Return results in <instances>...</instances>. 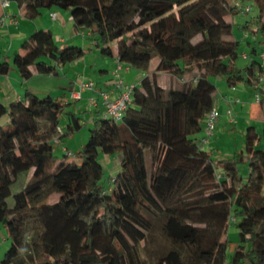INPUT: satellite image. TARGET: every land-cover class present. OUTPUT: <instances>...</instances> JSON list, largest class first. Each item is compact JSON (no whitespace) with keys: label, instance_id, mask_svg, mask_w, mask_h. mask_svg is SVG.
<instances>
[{"label":"trees","instance_id":"1","mask_svg":"<svg viewBox=\"0 0 264 264\" xmlns=\"http://www.w3.org/2000/svg\"><path fill=\"white\" fill-rule=\"evenodd\" d=\"M7 1L27 19L50 8L68 11L101 55L144 76L121 120L93 119L87 142L73 153L64 150L61 160L53 144L82 128L80 117L68 112L61 132L67 104L27 91L0 103V119H8L0 125V203L18 174L31 172L13 207L0 206L11 241L0 264H264V126L260 133L248 126L243 150L216 162L195 137L216 106L212 78L264 94V59L258 70L236 67L239 41L227 21L245 14L243 28L264 43V0ZM236 2L250 11L241 13ZM251 53H258L255 46ZM80 56L76 47L58 46L49 30H36L11 62L0 56V78L11 67L24 80L56 75ZM161 74L172 77V86L158 83ZM100 153L121 154L107 188L100 183ZM243 163L245 176L238 169ZM53 194L58 198L50 204ZM230 219L238 242L228 256ZM155 229L167 243L149 259L141 243Z\"/></svg>","mask_w":264,"mask_h":264},{"label":"crops","instance_id":"2","mask_svg":"<svg viewBox=\"0 0 264 264\" xmlns=\"http://www.w3.org/2000/svg\"><path fill=\"white\" fill-rule=\"evenodd\" d=\"M67 12L68 11L62 12L58 8H50L49 10L42 11L35 19H27L23 16L21 8H19L16 4L10 3L8 7L3 8L0 0V18H5L6 20V24L0 28V31H3L5 36L9 38L10 44V48L8 46L9 49H7L8 52L6 55L17 52L19 47L16 48L15 45H17L18 41L20 40L22 43V41L28 38L32 32L40 29L49 30L53 34L54 40L58 46L76 47L81 51V56L77 61L57 68L56 75L54 76L58 79L61 78L58 74V71L60 70L63 74L62 78L67 83L57 86V90L55 92L49 90L48 87L41 84V80L45 81L48 75L35 74L31 78L24 80L18 75L17 71L11 67L8 74L0 78V103L7 106L14 101L22 99L24 97V93L27 91L28 93L37 94L43 98H55V101H61L62 103L67 104L68 108L65 109V114L68 112L75 115L79 114L82 117V119L80 118V121H82L81 123L89 124L93 122V119L99 118L102 111V99L99 92L102 91L107 93L109 99L114 100L122 90L116 85L118 79L122 80L124 85H136L139 83L144 74H142V71L138 69L131 68L126 64L120 63L123 69L120 71L118 77L114 76L113 71L118 65V60L115 57L109 58L101 55L99 48L96 47V44L89 35V32L75 26L71 18L67 17ZM51 14H55V17L52 18ZM20 18L22 20H20ZM238 18L243 19V17ZM248 19L249 18H244L239 25L243 27L245 25L244 23L248 22ZM13 43L15 44L14 49ZM164 76H168L169 80H172L170 75L161 74L158 78L159 84L161 83L160 77ZM87 81L95 83V90L83 93L81 99L79 100L71 99L69 97L71 89H73L77 83ZM216 88L217 91L214 101L219 113L218 118L220 115L222 116L225 114L224 116L227 124L233 126V128H235L234 124L236 123V118L238 119L237 125L239 123L243 125L245 121L248 123L251 118L253 120H261L264 122V94H260L259 99L256 101V99H254L256 91L253 89H249L247 91L246 89H237V87L229 88L225 85V83L220 86L218 85ZM59 92L62 93V100H59L57 94H55V97L52 98L54 93ZM90 97L95 99V106L90 104ZM247 108L248 110L245 111ZM228 110L232 111L231 113H235L236 115V118L233 117V122H231L227 117ZM241 112L243 113L242 115ZM66 122L67 119L62 122L64 127L66 126ZM248 125H253V123L250 122ZM216 126L214 129H216ZM223 131L226 132V130ZM220 139L221 136L218 133L217 136L214 137V140H209L207 144L209 147L208 151L214 145H218ZM59 142L60 140L56 141V143ZM64 150L71 152V150L62 147L61 151ZM222 155L223 156H221V158L225 159L231 154L227 151Z\"/></svg>","mask_w":264,"mask_h":264},{"label":"rangeland","instance_id":"3","mask_svg":"<svg viewBox=\"0 0 264 264\" xmlns=\"http://www.w3.org/2000/svg\"><path fill=\"white\" fill-rule=\"evenodd\" d=\"M60 11L64 12L65 10L60 9ZM244 15L245 14H242V16H244ZM67 17H70L69 12H67ZM232 19H233L232 17H227V21H229V22L234 21L235 25L233 28V38L239 41L238 56L236 59V67L237 68H244L245 66L252 64V66L255 68V70H258V64L259 63L261 64V62H262L260 55L262 53H264V43L260 42L261 37H253V35L249 31L245 30L242 26L239 25L240 22H242V20L244 18L243 19L242 18H235L233 20ZM20 20H22V19L20 18ZM249 42H252L253 43L252 46L256 47L257 52H258L257 54L251 53L252 46H251V44L249 45ZM14 45L15 44L13 43V49L15 46H16V48L19 47L21 45L20 40L18 41L17 45H15V46ZM8 46L10 48L9 38L5 36V33L3 31H0V56H7V61L11 62L13 53H9L8 55H6L8 52L7 49H9ZM243 55H247V58L243 57ZM45 61L48 64H54V60L52 57H46ZM157 61H158L157 58H153L150 61L149 69H148L149 72L153 71V68L157 64ZM59 69H62V68H59ZM58 74L61 78L58 79L54 75L53 76L48 75L46 77L45 81L41 80V82H42L41 84L48 87L49 90H52L53 92H55L57 90V86H61L62 84L67 83L62 78L63 74L60 70L58 71ZM142 74H143V72H142ZM160 79H161L160 84L162 86H165V87H169L170 85L172 86V82L169 80L168 76L160 77ZM173 80H175V78H173ZM212 81L214 82L216 87L218 85L220 86V85H223L225 83V81H223V79L221 77H214V78H212ZM225 85H226V83H225ZM236 87H237V89H240V90H242V89H246L247 91L249 90V88L243 87L242 85H237ZM55 94H57V96L59 97V100L63 99L61 92L54 93L52 95V98L55 97ZM256 94H254V99H256L255 98ZM53 100H55V98ZM256 101H257V99H256ZM67 108L68 107H66V109ZM246 110H248V108L245 109V111ZM242 114L243 113L241 112V115ZM224 115H222V116L220 115V117L216 119V122H215L217 124V126L215 124L216 129L213 130V134L209 137V140H214V137H216L217 134L219 133V135L221 136V139L218 142V145H214L213 147H211V149L209 151H208V149H209L208 145L205 146V149L210 153L211 159L214 162H216L218 160H222V158H221V156H223L222 154H224L227 151H229V154H232L233 152L243 150V147H244V144H243V142H244V131L246 130V128L248 126H250V125H248V124H250V122L253 123V126L256 128V131L258 133H260L262 131V126H264V122H262L261 120H253L252 118L249 119L248 123H246V121H245L243 123V125L241 123H239L237 125L238 119L236 118V115L234 113V114H232V117L236 118L235 119L236 123L234 124L235 128H233V126L227 124V121L225 120L226 118ZM77 116L82 119L81 115L78 114ZM66 119H67L66 114L63 113V115L60 118V122H59V127L61 128L62 133L66 131V128H65L66 126L64 127L63 123H62ZM7 121H8L7 117H3L2 119H0V125H4L5 122H7ZM218 121H219V123H218ZM93 127H94L93 123H89V124L84 123L82 125V128L78 132H75L74 134H71L67 137H63L59 143H54L53 144L54 145V155L59 160H61L62 158H65L63 151H61L62 147L71 150L72 153L79 150L81 148V146L87 142L88 136H89V129H91ZM223 130H226V132H224ZM198 136L200 138L205 136L203 129L200 133L195 135V137H198ZM98 158H99V162L101 163V165L103 167V177H102L100 183L102 184V186L104 188H107L111 185L112 178L115 177V175L117 174V172L120 168L121 154H115L113 156H107L106 157V155L100 153ZM72 159H73V156L67 158V160H69V161ZM238 169L243 176H245L247 174V164L243 163V164L238 165ZM30 177H31V172H22V173L18 174L16 181L12 184V186L10 188L11 195L8 196L3 201H1V203H0V206L2 208L13 207V205H14V197L13 196L15 194H17L18 192L23 190L24 186L27 184ZM57 198H58V195L53 194L49 198L48 203H50V204L54 203L57 200ZM225 238H227V240H228L227 255L229 256L232 253L233 248L237 245V242H238V230L235 226V223L231 219H230V223H229ZM223 240H224V237L219 238V241H223ZM166 243L167 242L164 240V238H162V235L160 234L159 230L155 229L151 233V235L147 239V241L145 243H141V251L145 257L151 259L150 253L152 251H155L157 249L165 247ZM10 244H11V241L8 237L7 230L2 225H0V260L3 258L5 252L10 247Z\"/></svg>","mask_w":264,"mask_h":264},{"label":"built area","instance_id":"4","mask_svg":"<svg viewBox=\"0 0 264 264\" xmlns=\"http://www.w3.org/2000/svg\"><path fill=\"white\" fill-rule=\"evenodd\" d=\"M9 4L10 3L7 0H1V6L3 8L8 7ZM235 5L237 6V8L241 9V13L250 11L249 7H242L239 2H236ZM51 17L54 18L55 14H51ZM4 24H5V18H0V28L4 26ZM261 58L264 59V56H261ZM122 69L123 68L120 62L118 61V65L113 71L114 76L118 77ZM116 85L118 88H121L122 90L114 100H110L107 93L102 91L99 92V95L102 99V105H101L102 111L100 113L101 119L110 118L117 122L120 121L124 114V111L131 102V94L135 85H124L122 80L120 79L117 80ZM94 90H95L94 82L92 81L80 82L77 83L73 89H71V91L69 92V97L73 100H79L81 99L83 93ZM255 98L258 99L259 98L258 95H256ZM89 102L91 105L94 106L96 105V101L94 98L90 97ZM218 116H219L218 110L216 106H213L205 119V123H204L205 136L202 137V139L200 140V145L202 148H204L208 144L209 137L213 134L215 122ZM227 116L229 120L233 122V117L230 110L227 111ZM231 220L234 221L233 219Z\"/></svg>","mask_w":264,"mask_h":264}]
</instances>
